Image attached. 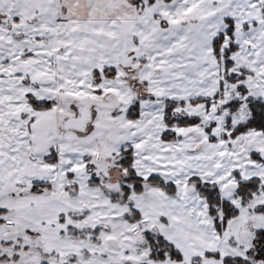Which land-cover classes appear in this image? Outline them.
Wrapping results in <instances>:
<instances>
[{
  "label": "snow or ice",
  "instance_id": "snow-or-ice-1",
  "mask_svg": "<svg viewBox=\"0 0 264 264\" xmlns=\"http://www.w3.org/2000/svg\"><path fill=\"white\" fill-rule=\"evenodd\" d=\"M0 264H264V0H0Z\"/></svg>",
  "mask_w": 264,
  "mask_h": 264
}]
</instances>
